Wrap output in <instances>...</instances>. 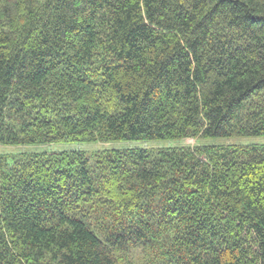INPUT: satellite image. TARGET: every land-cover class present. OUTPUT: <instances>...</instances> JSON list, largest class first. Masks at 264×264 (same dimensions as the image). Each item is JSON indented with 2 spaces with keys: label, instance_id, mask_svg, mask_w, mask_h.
Returning a JSON list of instances; mask_svg holds the SVG:
<instances>
[{
  "label": "trees",
  "instance_id": "16d2710c",
  "mask_svg": "<svg viewBox=\"0 0 264 264\" xmlns=\"http://www.w3.org/2000/svg\"><path fill=\"white\" fill-rule=\"evenodd\" d=\"M247 136L264 0H0V264H264Z\"/></svg>",
  "mask_w": 264,
  "mask_h": 264
},
{
  "label": "rangeland",
  "instance_id": "374dc122",
  "mask_svg": "<svg viewBox=\"0 0 264 264\" xmlns=\"http://www.w3.org/2000/svg\"><path fill=\"white\" fill-rule=\"evenodd\" d=\"M221 140H226V139H221ZM230 140H232V141H234V142H241V143H263L264 142V136H256V137H252V136H247V137H237V138H233V139H230ZM140 144H138V143H132V145H141V146H145L146 144H148V143H141V142H139ZM184 143L185 144H190V145H192V144H194L195 143V139H192V138H190V139H187V140H185L184 141ZM152 143H150V145H151ZM154 144H156V145H159V146H162V145H166L167 144V142H155ZM114 145H116V146H118V147H124L125 146V144H114ZM53 147H55V148H59V149H62V150H68V149H77V148H80V147H83V148H86V149H90V148H92V145H81V144H61V145H59V144H57L56 146H53ZM0 148H1V146H0ZM9 149H11V148H9ZM18 148H14V149H12V150H17Z\"/></svg>",
  "mask_w": 264,
  "mask_h": 264
}]
</instances>
